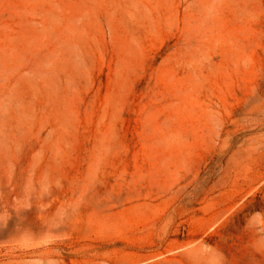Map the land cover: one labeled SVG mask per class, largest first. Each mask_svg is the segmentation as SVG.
I'll list each match as a JSON object with an SVG mask.
<instances>
[{
	"label": "rangeland",
	"instance_id": "obj_1",
	"mask_svg": "<svg viewBox=\"0 0 264 264\" xmlns=\"http://www.w3.org/2000/svg\"><path fill=\"white\" fill-rule=\"evenodd\" d=\"M0 264H264V0H0Z\"/></svg>",
	"mask_w": 264,
	"mask_h": 264
}]
</instances>
